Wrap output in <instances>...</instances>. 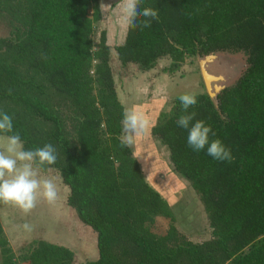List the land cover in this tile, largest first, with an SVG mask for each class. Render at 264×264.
<instances>
[{
  "label": "trees",
  "instance_id": "obj_1",
  "mask_svg": "<svg viewBox=\"0 0 264 264\" xmlns=\"http://www.w3.org/2000/svg\"><path fill=\"white\" fill-rule=\"evenodd\" d=\"M158 11L150 27L128 24L117 58L144 71L168 59L174 73L188 59L243 54L246 68L216 102L196 93L188 111L231 150L230 162L194 152L176 121L175 97L151 128L207 214L211 237L194 242L176 227L169 201L146 179L122 143L121 102L102 31L100 0H0L11 22L0 36V112L25 150L51 144L67 204L97 235L98 258L85 264H264V0H145ZM141 21L145 18L140 17ZM184 94V93H183ZM167 230L155 231L158 219ZM69 248L36 239L15 251L0 221V264H73Z\"/></svg>",
  "mask_w": 264,
  "mask_h": 264
},
{
  "label": "rangeland",
  "instance_id": "obj_2",
  "mask_svg": "<svg viewBox=\"0 0 264 264\" xmlns=\"http://www.w3.org/2000/svg\"><path fill=\"white\" fill-rule=\"evenodd\" d=\"M123 3L124 0H100L103 17L96 26L94 39L98 43L102 31H106L107 42L112 47L111 67L118 96L125 111L135 109L146 121L144 131L135 135L129 145L138 158L146 179L171 204L176 216L177 229L194 242L208 240L211 237V228L198 195L187 181L179 178L173 171L168 149L151 135L152 126L161 113L170 111L175 97L183 93H200L207 90L201 63L203 58L188 59L180 70L174 73L166 70L170 65L168 59L159 61L157 66L149 71L142 70L138 64L123 66L115 50L117 45L124 43L128 29V23L121 11ZM10 31L9 18L1 15L0 36H8ZM213 55L219 57V64H223L225 77L223 78L227 80H225L226 85L233 84L246 68V57L243 54ZM218 62L212 67L214 71L220 69ZM231 73L233 77L229 80ZM205 75L208 81L212 79L211 76ZM216 75L222 74L216 73ZM1 142L5 143L2 138H0ZM3 147L4 145H0V150ZM38 175L56 184L58 195L54 203L50 204L45 199L39 198L36 206L25 213L11 203L0 202V218L6 225V235L14 250L18 251L36 239L54 240L57 234L61 241L57 239L55 242L60 243L63 239L67 240L65 239L67 237L71 238L69 234L72 231V241L67 244L75 250L76 264H85L88 259L97 258L99 255L97 235L91 227L79 221L74 209L67 204L69 190L63 185L57 171L54 169H49L46 173L38 171ZM75 220L78 222H74ZM79 222L82 224L80 227ZM26 223L31 226L30 231L23 227ZM168 225V219H158L155 231L163 234ZM85 231L89 233L88 237L84 236L86 243L81 236ZM83 244H86L84 251L80 248H83Z\"/></svg>",
  "mask_w": 264,
  "mask_h": 264
},
{
  "label": "clouds",
  "instance_id": "obj_3",
  "mask_svg": "<svg viewBox=\"0 0 264 264\" xmlns=\"http://www.w3.org/2000/svg\"><path fill=\"white\" fill-rule=\"evenodd\" d=\"M145 0H124L121 11L126 22L142 28L150 27L153 20L158 19V11L151 7H142ZM145 18L141 21L139 18ZM182 110L176 124L187 132V146L194 152H205L212 159L220 162H230L231 150L215 136L212 127L203 120H195V113L188 110L197 104V94L193 92L181 94L177 98ZM125 136L122 143L131 144L135 135L142 133L146 121L135 109L126 110L121 120ZM0 138L5 143L0 150V202L11 203L25 213L33 209L39 198L48 203L57 199V186L47 178L38 175V168L52 165L56 162L55 148L45 144L32 150H25L19 133L14 132L12 118L5 112H0ZM26 230H31L29 224H24Z\"/></svg>",
  "mask_w": 264,
  "mask_h": 264
},
{
  "label": "water",
  "instance_id": "obj_4",
  "mask_svg": "<svg viewBox=\"0 0 264 264\" xmlns=\"http://www.w3.org/2000/svg\"><path fill=\"white\" fill-rule=\"evenodd\" d=\"M203 59H201V63H202V67H203V75H204V79L206 82V86H207V91L210 94V96L214 99V101L216 102L217 100V95L227 86L226 85V79H224L225 77L223 76V64H219L218 61L219 57L213 54L207 55L205 57H201ZM214 62V63H213ZM216 62H218V66L220 67V69H218L216 72L213 70V66H216ZM222 68V69H221ZM216 73H220L222 75L217 76ZM209 75L212 77V79L210 81H208L207 76L205 75ZM224 77V78H223ZM233 77L232 73L230 74V76L228 77L229 80H231ZM223 79V80H222ZM226 80V81H225Z\"/></svg>",
  "mask_w": 264,
  "mask_h": 264
},
{
  "label": "crops",
  "instance_id": "obj_5",
  "mask_svg": "<svg viewBox=\"0 0 264 264\" xmlns=\"http://www.w3.org/2000/svg\"><path fill=\"white\" fill-rule=\"evenodd\" d=\"M0 145H4L2 142L0 143ZM38 171H40V170H38ZM49 171V170H48ZM40 172H42V171H40ZM44 173H46V172H44ZM0 221H1V223H2V226H3V228H4V230H5V228H6V225L3 223V221H2V219L0 218ZM74 222H78L77 220H75ZM76 226H77V224H75ZM78 225H79V227H80V225H82L80 222L78 223ZM85 230V229H84ZM6 232V231H5ZM85 233V234H84ZM83 234H81V236H82V240L86 243V237H88L89 236V233H88V231L86 232H84ZM58 235V234H57ZM56 235V237H55V239L54 240H47V239H43V240H47V241H49V242H51V243H54V244H58V245H62V246H65V247H67V248H69L70 250H72L73 252H75V250H74V248L72 247V246H70V245H68L67 244V242H69L70 240L72 241V231H71V234H69L70 235V237L71 238H65V239H67V240H62V242H55V241H57V239L59 240V241H61L60 240V238H59V235L57 236ZM84 236H86V237H84ZM95 236V235H94ZM65 237H66V235H65ZM95 238V237H94ZM74 246V245H73ZM81 249H83V251L85 250V248H86V244H83V248L82 247H80ZM75 254V253H74ZM76 255V254H75ZM98 258V257H97ZM97 258H94V259H92V260H96ZM76 260H77V257L76 256H74V262H73V264H76ZM90 259H88L87 261H89Z\"/></svg>",
  "mask_w": 264,
  "mask_h": 264
}]
</instances>
